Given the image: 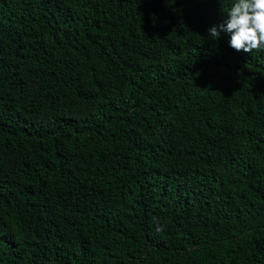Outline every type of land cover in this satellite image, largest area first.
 <instances>
[{
    "label": "trees",
    "instance_id": "trees-1",
    "mask_svg": "<svg viewBox=\"0 0 264 264\" xmlns=\"http://www.w3.org/2000/svg\"><path fill=\"white\" fill-rule=\"evenodd\" d=\"M233 2L0 0V264H264V50L209 36Z\"/></svg>",
    "mask_w": 264,
    "mask_h": 264
},
{
    "label": "clouds",
    "instance_id": "clouds-1",
    "mask_svg": "<svg viewBox=\"0 0 264 264\" xmlns=\"http://www.w3.org/2000/svg\"><path fill=\"white\" fill-rule=\"evenodd\" d=\"M221 32L230 34V46L237 51L264 50V0H234L227 18L213 25L209 36L219 39Z\"/></svg>",
    "mask_w": 264,
    "mask_h": 264
}]
</instances>
